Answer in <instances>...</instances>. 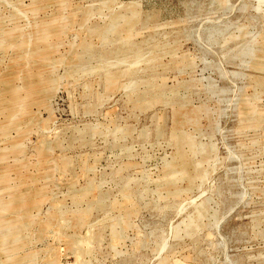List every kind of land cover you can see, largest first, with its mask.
I'll return each instance as SVG.
<instances>
[{
  "label": "rangeland",
  "instance_id": "rangeland-1",
  "mask_svg": "<svg viewBox=\"0 0 264 264\" xmlns=\"http://www.w3.org/2000/svg\"><path fill=\"white\" fill-rule=\"evenodd\" d=\"M0 264H264V0H0Z\"/></svg>",
  "mask_w": 264,
  "mask_h": 264
}]
</instances>
